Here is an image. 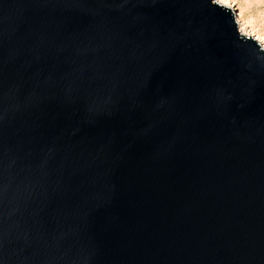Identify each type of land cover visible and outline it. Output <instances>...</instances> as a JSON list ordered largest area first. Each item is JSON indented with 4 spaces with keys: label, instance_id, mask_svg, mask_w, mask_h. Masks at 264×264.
Listing matches in <instances>:
<instances>
[{
    "label": "water",
    "instance_id": "water-1",
    "mask_svg": "<svg viewBox=\"0 0 264 264\" xmlns=\"http://www.w3.org/2000/svg\"><path fill=\"white\" fill-rule=\"evenodd\" d=\"M0 264H264V47L215 0H0Z\"/></svg>",
    "mask_w": 264,
    "mask_h": 264
},
{
    "label": "rangeland",
    "instance_id": "rangeland-1",
    "mask_svg": "<svg viewBox=\"0 0 264 264\" xmlns=\"http://www.w3.org/2000/svg\"><path fill=\"white\" fill-rule=\"evenodd\" d=\"M241 16L253 24L261 32H264V0H236ZM236 6V7H237Z\"/></svg>",
    "mask_w": 264,
    "mask_h": 264
},
{
    "label": "bare ground",
    "instance_id": "bare-ground-1",
    "mask_svg": "<svg viewBox=\"0 0 264 264\" xmlns=\"http://www.w3.org/2000/svg\"><path fill=\"white\" fill-rule=\"evenodd\" d=\"M219 4H223L225 7L231 8V9H238V2L236 0H215ZM237 6V7H236ZM242 13L239 12V27L241 31L249 37L257 38L264 47V32H261L255 27L253 24H251V21L243 18L241 16Z\"/></svg>",
    "mask_w": 264,
    "mask_h": 264
},
{
    "label": "snow or ice",
    "instance_id": "snow-or-ice-1",
    "mask_svg": "<svg viewBox=\"0 0 264 264\" xmlns=\"http://www.w3.org/2000/svg\"><path fill=\"white\" fill-rule=\"evenodd\" d=\"M220 2H222V0H220Z\"/></svg>",
    "mask_w": 264,
    "mask_h": 264
}]
</instances>
